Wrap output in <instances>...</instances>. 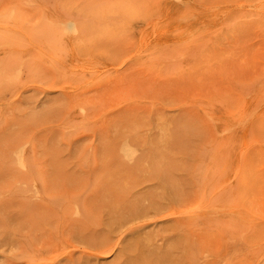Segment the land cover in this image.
Returning <instances> with one entry per match:
<instances>
[{
  "label": "rangeland",
  "instance_id": "obj_1",
  "mask_svg": "<svg viewBox=\"0 0 264 264\" xmlns=\"http://www.w3.org/2000/svg\"><path fill=\"white\" fill-rule=\"evenodd\" d=\"M130 263L264 264V0H0V264Z\"/></svg>",
  "mask_w": 264,
  "mask_h": 264
},
{
  "label": "bare ground",
  "instance_id": "obj_2",
  "mask_svg": "<svg viewBox=\"0 0 264 264\" xmlns=\"http://www.w3.org/2000/svg\"><path fill=\"white\" fill-rule=\"evenodd\" d=\"M23 152V151H22ZM19 160H20V162H23L24 160H23V153L22 154H20V156H19ZM162 174V176H163V174H167L166 176H165V180H164V182H163V180H162V182L163 183H165V185L164 186H167V187H169L168 185H166V183L168 182L169 183V185H170V187L169 188H171L172 187V184L173 183H171L170 182V178H168L167 176H168V174H169V172L168 173H166V172H163V173H161ZM158 176H160V173L159 174H157ZM161 176V179H164V177H162ZM160 178V177H159ZM167 178V179H166ZM169 179V181H166V180H168ZM167 183V184H168ZM162 185V184H161ZM173 186H174V184H173ZM175 187V186H174ZM168 188V189H169ZM172 189H175V188H171V190ZM178 188H176L174 191L172 190H170L169 189V191H171V192H174L173 193V195L172 194H170V197H172L173 198V196L175 197L174 199L177 201V200H179L180 198H181V196H182V194L181 193H179V194H181V196L179 195V196H175V194H177L178 195V192H180L179 190L175 193V191L177 190ZM157 193V192H156ZM156 193H154V195L155 196H153V194H151L152 196H151V198H153V197H155V198H157V197H159V195L160 194H156ZM162 196V195H161ZM177 197V198H176ZM145 198H147V197H145ZM182 198H183V196H182ZM181 198V199H182ZM139 199V198H138ZM137 199V200H138ZM143 199V198H142ZM142 199H139V204H142L143 205V202L142 201H140V200H142ZM149 199H150V196H149ZM154 199V198H153ZM153 199H151V200H153ZM168 199H165V196L163 195V197H159L157 200L155 199L154 201H153V203H151V205H153L152 207H153V210H154V212H156V213H158V212H162V210L164 209V208H166L165 206H166V201H167ZM233 200H234V198H233ZM148 201V200H147ZM237 201V200H236ZM148 203V202H147ZM230 203V202H229ZM232 203V202H231ZM115 204V203H114ZM134 204H135V206H134ZM132 206H133V208H132V206H129V209L127 208V207H124L125 208V210H124V208H122V209H119V212L116 210V208H114L113 206H112V208H110V211H109V217L110 216H112V218H109V219H111V222L113 223V221L115 222V223H118V225L117 226H120L119 228H117V229H121V228H123L124 226H126V224H128L127 222H130V221H132V220H130V219H132V218H142V217H145V215H147L148 214V207H145V206H140L138 203H134ZM138 204V205H137ZM145 204V203H144ZM189 204H190V210H189V216H190V220L191 221H195V220H197V215H198V205H197V199H194V200H190L189 201ZM147 206V205H146ZM151 207V206H150ZM131 208V209H130ZM128 209V210H127ZM218 209V208H217ZM222 209H224V208H222ZM122 210H123V212H122ZM150 210V209H149ZM221 210V209H220ZM121 211V212H120ZM148 211V212H147ZM111 212V213H110ZM113 212V213H112ZM185 213V212H184ZM228 213V212H227ZM113 214V215H112ZM178 214V213H177ZM183 215V214H182ZM182 217H184V216H182ZM114 219V220H113ZM182 219V218H181ZM113 220V221H112ZM185 220H187V219H185ZM117 221V222H116ZM188 221V220H187ZM112 225H116V224H111V226L109 225V228H113V226ZM177 227V226H176ZM113 229L112 231L113 232H115L117 229ZM133 228V227H132ZM132 228H131V231H132ZM180 230H181V228H180ZM125 233V232H124ZM124 235V234H123ZM142 236V235H141ZM119 237V236H118ZM143 237V236H142ZM142 237L140 238V236L139 237H136V238H139V239H141L140 241L138 240H136L135 241V239H134V244L131 242H129V244H127V249H129L131 252H132V250L134 251H136L137 250V248H140V246H141V244H144L143 246L145 247V245H146V242H147V240H149L148 238H149V236H146V237H148V238H146V240L143 238V240H145V242L144 241H142ZM102 238V237H101ZM151 239V238H150ZM107 241H109V239H108V237H106V236H104L102 239H98V242H99V244H101V245H104ZM142 241V242H141ZM150 241V240H149ZM138 242V243H137ZM190 244V243H189ZM117 246V245H116ZM137 247V248H136ZM143 247V248H144ZM135 248V249H134ZM132 249V250H131ZM144 249H146V248H144ZM193 250V249H192ZM128 253H129V251H127ZM143 253V252H142ZM131 254V253H130ZM145 254L143 253L142 254V256H139V257H146V256H144ZM139 257H136L137 259H139ZM144 260V259H143ZM146 260H148V259H146ZM154 260V259H153ZM131 261H133V260H131ZM139 261H141L142 262V260H139ZM130 264H132V263H130Z\"/></svg>",
  "mask_w": 264,
  "mask_h": 264
}]
</instances>
